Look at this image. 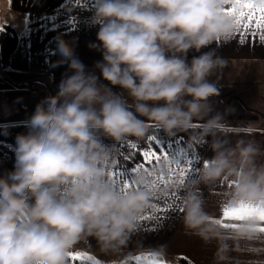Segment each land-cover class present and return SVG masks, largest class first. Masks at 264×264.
<instances>
[{
  "label": "clouds",
  "instance_id": "1",
  "mask_svg": "<svg viewBox=\"0 0 264 264\" xmlns=\"http://www.w3.org/2000/svg\"><path fill=\"white\" fill-rule=\"evenodd\" d=\"M93 3L98 31L90 48L102 60L90 71L73 43L54 37L53 54L60 58L51 67L67 65V71L55 95L41 99L22 122L28 131L15 137L13 170L0 176V264H69L75 247L90 246V238L99 253L112 257L101 264H127L125 249L139 218L157 195L177 190L174 183L152 187L158 178L169 179L171 157L135 172L126 191L113 183L118 146L153 130L170 138L185 133L188 145L207 144L212 155L179 186L183 223L227 251L217 218L205 210L201 185L211 191L231 182L222 213L241 205L264 208V162L258 161L264 147L245 138L253 134L252 122L239 126L244 133H235L232 144L223 129L235 109L216 111L211 103L221 87L210 77L227 64L217 49L237 31L235 18L224 11L233 0ZM189 52L198 55L189 60ZM258 226L256 215L246 216L232 239L250 240ZM147 254L166 258V245Z\"/></svg>",
  "mask_w": 264,
  "mask_h": 264
},
{
  "label": "crops",
  "instance_id": "2",
  "mask_svg": "<svg viewBox=\"0 0 264 264\" xmlns=\"http://www.w3.org/2000/svg\"><path fill=\"white\" fill-rule=\"evenodd\" d=\"M250 2L259 4L260 0ZM233 6L234 0L226 10ZM93 7V0H0V18L3 20L0 22V176L13 170L15 137L28 131L22 122L32 114L41 99L46 95H55L62 75L67 71V65L51 67V62L60 58L53 54L56 47L54 37L62 36L73 43L77 55L90 71L96 61L102 60V54L90 48V44L97 42L98 31V25L93 26L91 21ZM241 34H244V42H241ZM217 54L227 62L264 65V40L259 39V31L255 37L246 32L242 23L237 26L230 43H221ZM193 55L198 53L189 52V60ZM113 91L119 92L120 89L117 87ZM234 116L236 115L232 114L227 117L235 121ZM228 125L223 129V135L235 144L239 138L235 133L243 134L244 129L235 123ZM249 131H252V136L245 138H254L264 147V125L253 126ZM170 144L172 147H169ZM181 148L189 158L194 157L193 171L188 177L201 167L203 158L212 155L203 142L188 145L185 133L170 138L153 130L149 137L139 142L130 138L118 146V159L112 172L125 171L126 174L133 175V169L147 170L159 163L156 159L145 157L144 152L157 156L167 154L173 158L176 157L177 149ZM177 158L183 163L182 158ZM258 161L264 162V156L259 157ZM163 184L167 183H161L160 186ZM175 185L177 190L165 197L157 195L154 199L153 205L158 207H164L167 201L166 211L157 213L161 218L138 222L139 230L125 249V254L135 255L128 259L127 264H136V256L148 255L147 250L160 245H166L167 251V257L162 258L163 264H168V261H172V264H264V233L255 231L252 239L237 243L232 239L233 229L220 225L222 241L229 247L227 251H218L219 244L216 240L206 243L186 229L181 200L183 193L179 190L182 184ZM230 188L229 182H220L211 191L207 186L201 185L206 202L205 210L213 213L217 221L223 220L221 202ZM170 196H175L176 199L171 200ZM152 213L153 207L146 214ZM224 223L238 225L239 221L224 220ZM258 227H264V222L259 221ZM89 244L90 246L78 244L69 264H92L91 260L73 259L78 253L92 258L101 254L94 239L90 238Z\"/></svg>",
  "mask_w": 264,
  "mask_h": 264
},
{
  "label": "snow or ice",
  "instance_id": "3",
  "mask_svg": "<svg viewBox=\"0 0 264 264\" xmlns=\"http://www.w3.org/2000/svg\"><path fill=\"white\" fill-rule=\"evenodd\" d=\"M225 14L232 15L235 18V22L237 26L243 23V27L246 32H249L253 37L257 35V31H259V39L264 40V0H260L259 4L250 2V0H234V6L231 9L224 10ZM243 35L241 42H244ZM135 147V145H133ZM169 147H172L170 144ZM143 155L145 157H151L152 159H156L158 162L168 160L169 156L164 154L162 156H157L151 152H144ZM183 159V163H181V159ZM194 157L189 158L187 153L181 148L177 149L176 157L172 158V162H170L169 166V179L165 181L163 178H158L153 182V189L158 191L161 183H174V184H183L190 175L192 168V160ZM139 171V169H133L132 173ZM113 183L120 186L122 190H128L131 187L129 183L132 174H126L125 171H117L110 173ZM229 186L231 187V182H229ZM169 199L175 200V196H170ZM174 206V205H173ZM153 213L145 214L139 218V221L154 219L159 220L161 217L157 215V213H164L167 208V201H165L164 207H158L152 205ZM256 215L259 221L264 222V208H249L248 206L241 205L235 209H225L223 212V220L217 221L222 227H230L235 230L238 225L237 224H225L224 220H243L246 216ZM255 231L260 233H264V227H257ZM73 259L80 260H91L92 264H100V262L95 261L92 257L87 256L85 254H75ZM136 264H163L162 258H156L150 254L144 256H136L135 257Z\"/></svg>",
  "mask_w": 264,
  "mask_h": 264
},
{
  "label": "rangeland",
  "instance_id": "4",
  "mask_svg": "<svg viewBox=\"0 0 264 264\" xmlns=\"http://www.w3.org/2000/svg\"><path fill=\"white\" fill-rule=\"evenodd\" d=\"M210 79L221 87V95L211 98L213 108L221 112L227 107L235 109L233 114L236 115L234 116L236 120L231 121L226 117L227 124L241 125L252 122L255 127L264 125L263 64L227 62L226 66L218 69ZM246 115L249 117L245 118ZM134 256L130 254L128 259ZM93 258L98 262L112 259L103 254L93 256Z\"/></svg>",
  "mask_w": 264,
  "mask_h": 264
}]
</instances>
